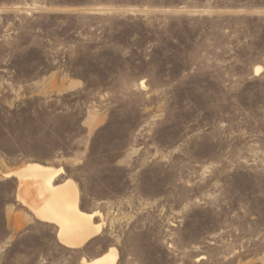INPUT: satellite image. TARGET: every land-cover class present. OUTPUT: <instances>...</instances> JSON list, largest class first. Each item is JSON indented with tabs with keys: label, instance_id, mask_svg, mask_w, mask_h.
<instances>
[{
	"label": "rangeland",
	"instance_id": "rangeland-1",
	"mask_svg": "<svg viewBox=\"0 0 264 264\" xmlns=\"http://www.w3.org/2000/svg\"><path fill=\"white\" fill-rule=\"evenodd\" d=\"M34 163L101 213L85 246L15 197ZM112 248L264 264V0H0V264Z\"/></svg>",
	"mask_w": 264,
	"mask_h": 264
},
{
	"label": "bare ground",
	"instance_id": "bare-ground-1",
	"mask_svg": "<svg viewBox=\"0 0 264 264\" xmlns=\"http://www.w3.org/2000/svg\"><path fill=\"white\" fill-rule=\"evenodd\" d=\"M256 67V74L262 72ZM144 85V84H143ZM63 168H52L40 164H28L7 174L19 180L18 198L40 219L58 226V236L64 245L81 248L102 230V224H95L93 219L100 212L86 213L80 209L79 189L77 184L67 179L62 184L54 185L55 179ZM119 253L116 248L91 262L85 258L82 263L117 264Z\"/></svg>",
	"mask_w": 264,
	"mask_h": 264
},
{
	"label": "crops",
	"instance_id": "crops-1",
	"mask_svg": "<svg viewBox=\"0 0 264 264\" xmlns=\"http://www.w3.org/2000/svg\"><path fill=\"white\" fill-rule=\"evenodd\" d=\"M18 190H19V181L17 182L15 197H16L17 194H18ZM58 231H59V228H58ZM95 237H97V236H95ZM95 237H93L92 239H94ZM92 239H90L89 241H87V242L84 244V246H85L88 242H90ZM82 247H83V246H82Z\"/></svg>",
	"mask_w": 264,
	"mask_h": 264
}]
</instances>
